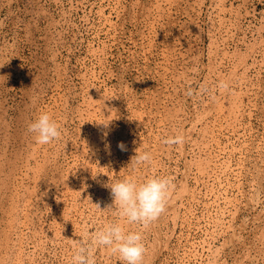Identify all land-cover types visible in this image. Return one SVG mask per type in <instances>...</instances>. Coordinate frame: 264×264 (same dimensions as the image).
Listing matches in <instances>:
<instances>
[{"label": "rangeland", "instance_id": "rangeland-1", "mask_svg": "<svg viewBox=\"0 0 264 264\" xmlns=\"http://www.w3.org/2000/svg\"><path fill=\"white\" fill-rule=\"evenodd\" d=\"M153 176L175 188L147 229L107 208V183ZM109 223L143 264H264V0H0V264H71Z\"/></svg>", "mask_w": 264, "mask_h": 264}, {"label": "clouds", "instance_id": "clouds-1", "mask_svg": "<svg viewBox=\"0 0 264 264\" xmlns=\"http://www.w3.org/2000/svg\"><path fill=\"white\" fill-rule=\"evenodd\" d=\"M219 87L227 91L229 86L226 82H221ZM27 131L33 134L35 142L40 145L49 144L62 136L60 126L47 113H41L31 121ZM184 140L183 135H175L165 138L163 143L171 147L182 145ZM118 148L121 151L126 150L123 143H119ZM152 159L150 152L141 151L136 152L130 163L133 168H138L150 164ZM105 187L109 188L112 197V206L107 208L112 209L127 224H137L147 229L166 212L175 185L168 177L153 176L140 183L129 178L107 183ZM95 205L100 209L99 204ZM143 241L144 235L141 231L126 230L119 223H109L90 237L85 234V239L74 242L71 264H95L92 257L93 247H103L116 256L120 264H143L147 251Z\"/></svg>", "mask_w": 264, "mask_h": 264}, {"label": "bare ground", "instance_id": "bare-ground-1", "mask_svg": "<svg viewBox=\"0 0 264 264\" xmlns=\"http://www.w3.org/2000/svg\"><path fill=\"white\" fill-rule=\"evenodd\" d=\"M103 102H104V101H103ZM101 103H102V101H101ZM103 105H104V104H103ZM103 105H100V106H103ZM220 187H221V185H220ZM224 187H225V186H224ZM220 189H221V188H220ZM221 190H222V189H221ZM209 191H210V190H209ZM224 191H226V188H225ZM220 192H221V191H220ZM220 192H219V193H220ZM215 195H216V194H215ZM215 195H214V196H215ZM220 195H221V194H220ZM217 196H218V195H217ZM214 198H215V197H214ZM217 198H218V197H217ZM221 198H222V197H221ZM226 198H227V196H226ZM213 200H214V199H213ZM217 201H218V200H217ZM215 203H217V202H215ZM217 204H218V203H217ZM219 204H220V203H219ZM217 206H218V205H217ZM218 209L220 210V208H218ZM220 213H221V212H220ZM220 213H219V214H220ZM218 219H219V218H218ZM215 222H216V221H215ZM123 223H125V222H123ZM126 226H127V225H126ZM127 227H128V226H127ZM129 228H131V227H129ZM125 229H126V227H125ZM207 246H209V245H207ZM210 247H211V246H210ZM189 254H190V252H189ZM192 254H193V252H192ZM212 256H213V255H212Z\"/></svg>", "mask_w": 264, "mask_h": 264}]
</instances>
